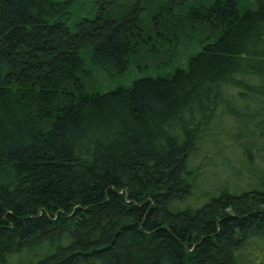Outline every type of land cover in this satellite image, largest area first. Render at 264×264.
<instances>
[{
	"label": "trees",
	"instance_id": "trees-1",
	"mask_svg": "<svg viewBox=\"0 0 264 264\" xmlns=\"http://www.w3.org/2000/svg\"><path fill=\"white\" fill-rule=\"evenodd\" d=\"M71 2L0 0V264H264V0Z\"/></svg>",
	"mask_w": 264,
	"mask_h": 264
},
{
	"label": "rangeland",
	"instance_id": "rangeland-1",
	"mask_svg": "<svg viewBox=\"0 0 264 264\" xmlns=\"http://www.w3.org/2000/svg\"><path fill=\"white\" fill-rule=\"evenodd\" d=\"M70 1H72L70 4L71 11H72V15H71L72 22H76L78 19L86 15L93 16L95 14L94 13L95 4H96L95 1L97 0H70ZM105 1H112V0H102V2L104 3ZM114 1H118L120 2V4H122V2H125V0H114ZM249 1H252V0H241V2L243 3H249ZM191 52L192 51L189 48L182 47V49L178 50L177 53H175V55L171 56V59L168 60L166 63H162L161 65H157V66L154 64H150L149 66L141 68V70H138V68L132 67L130 64L128 69L122 74L115 73L112 75V74L105 73L103 70H98V72H96L97 73L95 76L96 83L94 85L96 88L108 89V88L114 87L115 85L119 83H122V84L130 83L132 80L136 79L137 77L142 76V74H145V73L154 72V73L162 74V73L169 72L173 70V68L176 65H179L183 63L185 60H187L186 58L189 56ZM165 59H166V56L155 58L157 62H159L160 60H165ZM240 153L241 151H237V150L235 151L236 155H239ZM236 166L238 167L240 166V164L237 163Z\"/></svg>",
	"mask_w": 264,
	"mask_h": 264
}]
</instances>
